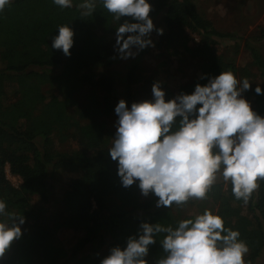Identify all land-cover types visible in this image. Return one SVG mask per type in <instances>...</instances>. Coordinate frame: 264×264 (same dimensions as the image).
<instances>
[{"label": "trees", "instance_id": "trees-1", "mask_svg": "<svg viewBox=\"0 0 264 264\" xmlns=\"http://www.w3.org/2000/svg\"><path fill=\"white\" fill-rule=\"evenodd\" d=\"M79 2L62 9L52 0H11L0 11V199L6 212L25 218L20 238L0 256V264H100L112 247L123 248L130 236L138 235L141 222L174 227L205 208L220 214L226 227L239 230L249 248L245 262L255 263L264 256V180L247 203L235 199L230 183L214 182L205 194L211 204L197 214L184 213L175 203L157 206L158 198L151 192L143 195L137 183L122 185L108 151L115 133L106 121L113 111L116 79L104 68L118 58L115 27L131 17L116 21L99 0L91 15H81ZM149 3L151 19L161 17L163 32L153 39L158 56L167 52L181 62L185 55L195 61L198 73L171 88L167 79H156L133 61L121 75L127 97L134 88L151 100L152 84L158 82L167 100L231 71L237 79L249 80L250 88L241 95L264 116V57L249 39V64L238 65L237 42L221 48L224 39L236 35L218 31L193 0ZM64 24L74 33L70 56L51 47ZM187 31L199 36L195 44L188 43ZM259 36L264 37V30ZM54 67L60 70L52 73ZM256 85L261 94L254 91ZM6 167L20 178L17 186L7 178ZM64 172L72 174L57 189L56 179ZM60 228L80 235L66 246L56 236ZM163 236L156 234L148 246L147 264L165 255Z\"/></svg>", "mask_w": 264, "mask_h": 264}, {"label": "clouds", "instance_id": "clouds-1", "mask_svg": "<svg viewBox=\"0 0 264 264\" xmlns=\"http://www.w3.org/2000/svg\"><path fill=\"white\" fill-rule=\"evenodd\" d=\"M11 0H0L3 11ZM60 8H71L73 0H52ZM97 0H80L81 15H91ZM116 21L131 17L115 27L114 48L120 58L133 57L153 46L150 33L163 29L153 24L149 0H99ZM127 34V35H125ZM73 30L58 26L51 47L70 56ZM250 88L248 79H237L231 71L197 83L191 93L165 100L154 82L152 99L132 102L124 99L114 106L116 131L108 148L117 162V175L124 187L137 183L143 195L158 199L157 206L180 205L190 198L205 197L219 174L231 185L235 199L247 203L264 180V116L257 114L241 92ZM254 91L261 94L259 85ZM0 199V256L21 236L22 214L6 212ZM137 236L126 246L112 247L100 264H147L148 246L158 233L165 255L156 264H246L249 248L239 230L225 226L223 217L205 208L195 217L176 225L141 222Z\"/></svg>", "mask_w": 264, "mask_h": 264}, {"label": "rangeland", "instance_id": "rangeland-1", "mask_svg": "<svg viewBox=\"0 0 264 264\" xmlns=\"http://www.w3.org/2000/svg\"><path fill=\"white\" fill-rule=\"evenodd\" d=\"M199 13L211 20L213 26L221 32H231L236 35L232 39H224L221 42V48H224L228 43L237 42L239 50L235 55V61L238 65L249 64L250 56L246 49L245 42L249 39L251 45L256 46L264 57V37H258L259 33L264 30V0H193ZM161 17H155L152 19L153 24L161 28ZM189 38L188 43L190 45L195 44L199 40V36L194 32L187 31ZM155 28L150 33V38L153 41L155 38ZM220 40V39H218ZM231 52V48H226ZM160 50L154 46H146L133 57L127 59L118 58L112 67L104 68L106 71L109 70L115 77V90L113 92L112 106L113 111L110 117L106 118L107 125L111 130L116 131V120L117 115L114 112V106L119 99L126 101V106L130 107L132 102H139L145 100L143 94L140 91L131 89V97H127V91L122 83V72L123 69L133 61L138 60L143 67L147 68L148 72H152L153 76L163 77L169 82V86L173 88L179 83L190 80L197 76L198 71L195 69V61L189 60L188 57L184 56L181 62H178L173 57H168L167 52L162 53L158 56ZM167 59L166 62H162L163 59ZM173 61V62H172ZM161 63V64H160ZM60 70V67H54L51 69L52 73H56ZM98 71V70H97ZM248 101V100H247ZM249 102V101H248ZM6 176L10 182L17 186L20 183V178L11 175L6 167ZM72 173L64 172L60 177L56 179L57 189L64 186L63 182L71 176ZM75 174V173H73ZM215 182H223L222 177L217 174ZM58 196H54L57 199ZM59 200V198H58ZM211 204L210 199L207 197L197 199L190 198L187 202L179 205L180 209L184 213L197 214L202 205L209 206ZM80 235L78 232H74L71 229L60 228L56 232L57 238L66 246L74 242L77 236ZM253 264H264V256L258 258Z\"/></svg>", "mask_w": 264, "mask_h": 264}]
</instances>
